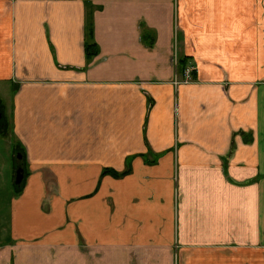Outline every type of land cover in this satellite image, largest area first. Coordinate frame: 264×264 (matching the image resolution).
Here are the masks:
<instances>
[{"label": "crops", "instance_id": "obj_1", "mask_svg": "<svg viewBox=\"0 0 264 264\" xmlns=\"http://www.w3.org/2000/svg\"><path fill=\"white\" fill-rule=\"evenodd\" d=\"M9 85L0 264H264V0H0Z\"/></svg>", "mask_w": 264, "mask_h": 264}, {"label": "rangeland", "instance_id": "obj_2", "mask_svg": "<svg viewBox=\"0 0 264 264\" xmlns=\"http://www.w3.org/2000/svg\"><path fill=\"white\" fill-rule=\"evenodd\" d=\"M4 88V91H0V100L7 110L6 118L0 117V239L5 232L2 228L8 220L10 204L17 195L16 174L19 168L16 165L21 162V156L15 157L21 145L12 121L15 91L10 85Z\"/></svg>", "mask_w": 264, "mask_h": 264}, {"label": "water", "instance_id": "obj_3", "mask_svg": "<svg viewBox=\"0 0 264 264\" xmlns=\"http://www.w3.org/2000/svg\"><path fill=\"white\" fill-rule=\"evenodd\" d=\"M24 179V172L23 171H19L17 174V183L18 185H21Z\"/></svg>", "mask_w": 264, "mask_h": 264}, {"label": "built area", "instance_id": "obj_4", "mask_svg": "<svg viewBox=\"0 0 264 264\" xmlns=\"http://www.w3.org/2000/svg\"><path fill=\"white\" fill-rule=\"evenodd\" d=\"M193 71H194L193 68L192 69H187L186 72H185L186 76L187 77H191Z\"/></svg>", "mask_w": 264, "mask_h": 264}, {"label": "flooded vegetation", "instance_id": "obj_5", "mask_svg": "<svg viewBox=\"0 0 264 264\" xmlns=\"http://www.w3.org/2000/svg\"><path fill=\"white\" fill-rule=\"evenodd\" d=\"M19 171H22V169L19 168L18 171H17V174H18ZM17 174H16V182H17ZM17 185H18V183H17ZM18 186H20V185H18Z\"/></svg>", "mask_w": 264, "mask_h": 264}, {"label": "trees", "instance_id": "obj_6", "mask_svg": "<svg viewBox=\"0 0 264 264\" xmlns=\"http://www.w3.org/2000/svg\"><path fill=\"white\" fill-rule=\"evenodd\" d=\"M88 50H91V49H88ZM93 51H94V49H93ZM96 53H97V50H96V48H95L94 54H96Z\"/></svg>", "mask_w": 264, "mask_h": 264}]
</instances>
